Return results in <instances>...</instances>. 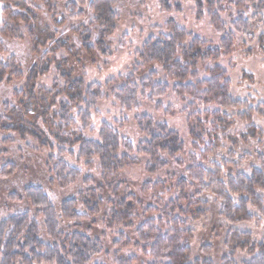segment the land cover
Returning <instances> with one entry per match:
<instances>
[{"label": "trees", "instance_id": "obj_1", "mask_svg": "<svg viewBox=\"0 0 264 264\" xmlns=\"http://www.w3.org/2000/svg\"><path fill=\"white\" fill-rule=\"evenodd\" d=\"M27 1L3 0L7 18L3 33L13 40L26 38L32 60L23 73L14 57L0 55V88L19 85L13 89L15 105H7L1 117L0 131L16 132L24 140L29 136L39 148L53 142L78 147L80 161L98 162L100 178L87 177L84 191L64 200L59 210L43 189H26L25 200L31 209L0 222V264H100L94 260L105 253L104 243L94 237L98 232L93 226L104 217L110 231L135 229L140 244H151L150 255L156 264H215L208 259L210 245L202 247L204 260H192L195 239L188 227L190 221L207 218L211 202L219 206V216L226 225V254L220 264H238L235 257L239 252L250 258L244 264H264V241L257 243L251 232L237 229L254 222L251 211L264 215V133L253 124L254 116L264 119V104L254 108L248 102L235 101L226 72L218 67L206 69L208 63L218 64L235 50V35L226 31L222 15L231 17L235 12L232 30L254 41L256 32L264 30V0H159L167 14H182L183 4L193 2L197 19L208 15L223 38L215 48L169 19L166 33L149 38L137 53L135 75L106 83L116 102L130 112L138 107L140 93H150V100L166 95L169 85L154 82L157 72L153 69L158 67L174 94L190 102L186 115L192 152L186 154L178 132L143 116L136 121L145 138L138 157L133 145L123 141L111 126L102 125L98 140L84 135L91 113L104 98L101 86L86 84L84 69L113 56L111 37L119 22L117 0H69L65 17L59 13L58 0ZM44 11L51 15L50 20ZM87 20H91L88 26L84 24ZM204 69L208 78H201ZM52 71L56 76L51 88L42 87L40 82ZM75 109L80 111L77 120L82 130L73 117ZM241 110L245 111L237 118L250 126L233 138L231 130L237 121L228 113ZM40 120L43 127L38 125ZM6 122L18 130L4 127ZM139 157L150 161L148 177L167 176L165 181L141 185V194L122 176L140 164ZM12 167L7 164L0 176L12 174L7 170ZM51 173L63 184L81 176L78 169L62 161ZM156 215L157 220L152 218ZM106 231L99 235L105 237ZM119 236L125 237L123 233ZM114 244L130 246L122 241ZM132 262L122 259L119 264Z\"/></svg>", "mask_w": 264, "mask_h": 264}, {"label": "rangeland", "instance_id": "obj_2", "mask_svg": "<svg viewBox=\"0 0 264 264\" xmlns=\"http://www.w3.org/2000/svg\"><path fill=\"white\" fill-rule=\"evenodd\" d=\"M31 4V1H27ZM69 0H58L60 7L59 13L65 17L64 7ZM33 6V5H32ZM6 5L3 0H0V55L6 59L14 57L19 63L23 73L29 69L32 55L28 40H13L6 37L3 33L7 18L3 14ZM116 11L119 15L117 30L111 37L113 44V56L101 58L97 65L86 66L84 69L85 82L87 85H99L103 89L104 98L97 104L96 110L91 113V122L89 127L84 131L86 138L98 140L103 124L111 126L119 134L123 141L133 145L135 153L138 157V149L145 138L139 132L137 127V119L143 116L152 118L156 123L167 124L171 130L180 134L183 143L185 144V152H192V145L187 134V115L186 111L190 102L179 99L172 90V84L165 80L160 68L155 67L153 70L157 72V77L154 82L156 84H168L169 89L166 95L162 98H154L150 100L147 93L143 96L139 94L138 107L128 112L112 97L105 85L110 80H116L120 77L126 79L131 75H135L136 63L138 62L137 53L142 50L146 41L157 36L160 32L166 33V24L169 19H173L176 24L185 29L187 32L199 36L211 46L220 47L222 36L218 34L212 27L208 15L202 20L197 19L195 4L191 1L183 4L182 14H167L162 11L159 0H117ZM45 12V11H44ZM48 20L51 15L46 14ZM236 18V13L230 15H222L221 19L226 25V31L232 32L235 35V50L229 58H223L218 64L208 63L206 69L220 68L227 74V79L231 82V97L235 101L248 102L249 107L256 108L260 104H264V47L262 46V37L264 30L260 28L254 35V41H250L246 36L235 34L230 23L231 18ZM87 20L84 24L90 23ZM264 43V42H263ZM206 69L201 72V78H208ZM55 72L42 79L40 85L44 88H51L55 79ZM19 86L17 83L11 87L0 88V123L3 122L1 117L6 114V107L14 106L13 89ZM245 110L237 112H229L230 116H235L236 127L231 130V137L237 138L235 133L245 132L250 124L242 123L237 116L244 113ZM80 111L75 109L74 119L77 120ZM11 116V115H10ZM253 124L262 130L264 133V119L258 116L253 117ZM6 122L4 127L11 130H18L15 126H9ZM79 128L83 126L77 120ZM38 125L43 127L40 120ZM28 126V125H27ZM20 129V128H19ZM34 133L38 131L33 130ZM8 140L9 143L3 141ZM65 154H61V150ZM78 147L51 143L49 147H38V144L27 136L25 140L16 132L0 131V172L7 164H12V169L7 168L12 174L9 176H0V222L8 217L28 211L31 209L29 202L25 200V190L28 188H41L45 195L52 203L53 207L59 210L63 201L70 198H76L80 192L84 191L83 182L89 176L100 178V169L97 161L88 163L78 159ZM71 152L73 155H71ZM51 158L57 161L51 160ZM78 169L81 176L76 180H69L65 184L62 180L59 181L55 174L51 173L53 166L58 162ZM140 164L138 166L127 169L122 173L123 179L126 180L130 188L137 194H141L140 186L147 181L159 182L165 181V173H160L155 177H148L146 170L150 165L149 159L139 157ZM49 165L51 167H49ZM90 165V166H89ZM175 168H170V171ZM5 174V172H4ZM3 175V174H1ZM18 197L22 202L15 201L12 196ZM264 198V193L261 194ZM147 199V198H146ZM82 211V208H79ZM256 217L251 225H240L237 227L240 231H248L253 235L254 241L261 243L264 241V215L257 211H251ZM220 209L216 203L211 202L210 214L207 218L200 221H190L188 227L193 231L194 243L191 246L192 260H204L202 256V247L210 245L212 247L211 257L215 264H220L222 257L226 254L223 237L225 234L226 225L223 219L219 216ZM157 220L158 216H153ZM88 225L92 226L93 224ZM98 233H95V238H100L104 243L105 253L99 259L94 261L100 264H119L123 260L132 259L131 264H154L155 261L150 255V246L140 244L137 241L135 229L124 230L115 229L108 230L106 226V218L96 223L93 226ZM65 229V228H64ZM106 231V236L101 237L103 231ZM120 233L125 235L120 238ZM100 234V235H99ZM122 241L125 246L129 243L130 246L122 248L116 247L115 242ZM125 243V244H124ZM238 264L249 262L250 258L247 253L239 252L235 257ZM156 264V263H155Z\"/></svg>", "mask_w": 264, "mask_h": 264}]
</instances>
